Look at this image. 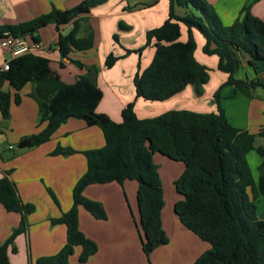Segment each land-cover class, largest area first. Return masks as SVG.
I'll list each match as a JSON object with an SVG mask.
<instances>
[{
    "label": "trees",
    "instance_id": "16d2710c",
    "mask_svg": "<svg viewBox=\"0 0 264 264\" xmlns=\"http://www.w3.org/2000/svg\"><path fill=\"white\" fill-rule=\"evenodd\" d=\"M107 0H84L75 7L51 10L18 25L0 27L11 36H28L37 42L33 34L42 26L53 24L58 31L71 24L66 35H57V48L63 59L73 52H85L94 45L93 35L78 38L79 24L84 15ZM175 7L187 8L184 15H177ZM122 27V26H121ZM186 40L181 41V28ZM193 31L204 39L202 52L216 56L217 70L227 75L223 86H231L230 97L241 93L251 98L255 87L264 89L259 80L249 82L234 78L243 58L253 69L264 65V22L249 12L245 5L239 17L224 26L212 7L204 0H169L167 19L157 28L145 34V43L138 49L125 50L140 57L142 51L152 45L154 54L150 64L142 71L137 64L133 77L135 98L147 101H164L180 93L186 86L194 87L200 96L209 80V69L194 57L196 42ZM117 42V36H113ZM119 58L109 54L104 66L109 69ZM72 62L83 72L73 84L50 95L47 103L30 96L37 104V125L44 127L38 133L22 137L16 151L1 160L15 158L21 151L31 150L49 141L58 127L70 118L79 119L86 126H97L103 134L104 145L100 149L82 152L86 169L71 191V207L57 218L49 219L51 225L65 227V243L52 256L38 258L35 264H84L97 252L94 241L86 238L78 229V208L82 207L94 219L105 220L103 206L86 199L82 191L91 184L125 181L136 183L138 231L141 250L148 259L159 246L168 243L161 225L164 206L158 167L153 156L159 154L183 165L182 173L174 181V190L181 197L173 205L179 223L199 240L209 245L193 264H264V220L258 218V202L264 199V148L255 147L257 138L264 140V129L256 134L233 127L221 106L220 90L213 94L215 113H197L188 110H170L152 118L139 119L129 102L120 113V122H113L107 115L97 113L102 94L95 84L96 67H83ZM8 70H0L1 125L9 119L11 103H20L19 92L28 84L50 75L47 59L27 54L10 59ZM7 84L12 93L3 90ZM13 151V150H12ZM256 152L260 157L257 181L254 182L247 162V155ZM71 149L53 151L52 154L68 156ZM9 172L0 177V204L6 212L20 215V222L10 236L0 245V264H9L7 249L14 250L15 238L28 224L27 216L33 205L23 203ZM57 204L54 195L48 191ZM75 247L80 248L76 263H69Z\"/></svg>",
    "mask_w": 264,
    "mask_h": 264
},
{
    "label": "crops",
    "instance_id": "0c3cea01",
    "mask_svg": "<svg viewBox=\"0 0 264 264\" xmlns=\"http://www.w3.org/2000/svg\"><path fill=\"white\" fill-rule=\"evenodd\" d=\"M82 1L84 0H0V27L28 22L53 9L69 10ZM204 1L212 7L224 26L231 25L245 5H249L251 15L264 22V0ZM168 11L169 0H107L91 8L83 16L85 20L79 24L77 37H85L91 33L93 47L85 52L71 53L68 61L58 52L57 35L68 34L72 25H63L58 31L53 24L40 27L33 36L37 37V42L45 49L33 54L48 60L51 73L44 79L26 84L19 92L20 103H11L9 119L0 128V156L7 157L4 151L12 150L9 147L15 146L22 137L42 130L44 124L37 125V104L30 94L47 103L51 94L73 84L83 70L72 60L79 61L83 67H96L95 84L102 94L96 112L107 115L115 123L120 122L121 110L132 101L133 111L139 119L152 118L170 110L215 113L217 109L213 94L222 87L221 106L229 123L251 134L264 129V89H252L251 98L247 101L242 99L247 96L241 93L230 97L232 87L223 86L227 75L217 70L216 56H208L202 52L204 39L197 31H193L196 42L194 57L209 69V80L203 86L202 94L196 95L194 87L188 85L183 91L164 101L135 98L133 77L137 64L140 71L144 70L152 60L154 48L152 45L146 47L140 57L135 53L126 54L125 50L143 46L146 32L159 27L167 19ZM188 11V7L174 8L177 15H184ZM114 35L117 36V42L113 41ZM180 40H186L184 27L181 28ZM109 54L119 59L107 69L104 61ZM10 59L11 56L0 48V67ZM234 78L247 82L257 79L264 83V65L258 64L253 69L246 63V58H243ZM3 90L13 92L7 84L3 85ZM103 145V134L97 126H86L83 121L70 118L44 144L21 151L10 160L0 158V177L9 172L8 178L15 185L20 200L34 207L33 212L27 216L26 230L14 240L15 251L11 247L7 249L9 264H35L38 258L55 255L63 247L65 227L51 225L49 219L59 217L71 207L72 188L86 169L82 152L100 149ZM259 146L264 148V144H255V147ZM58 148L71 149L74 153L68 156L53 155L52 152ZM167 160L177 165L169 167L163 161L157 162L158 164L155 162L158 174L161 180V165L165 170L170 168L171 182L174 183L182 173L183 165ZM136 187L135 182L125 181L122 185L116 182L91 184L83 189V197L100 203L106 213L105 220H97L82 207L78 208L79 231L97 245V252L84 264H147L148 259L141 250L138 219L135 218V212L138 215ZM48 191L54 195L57 204ZM174 194L175 197L171 198L172 208L181 199L176 192ZM263 211L264 206H258V212ZM19 222V214L6 212L0 204V245ZM161 225L168 236V243L159 246L149 255L152 264H193L209 248L207 243L199 240L179 223L174 212L170 217L168 213L161 211ZM167 232L173 236H169ZM79 253L80 248L75 247L68 259L69 263H76Z\"/></svg>",
    "mask_w": 264,
    "mask_h": 264
},
{
    "label": "rangeland",
    "instance_id": "374dc122",
    "mask_svg": "<svg viewBox=\"0 0 264 264\" xmlns=\"http://www.w3.org/2000/svg\"><path fill=\"white\" fill-rule=\"evenodd\" d=\"M242 97H244V96H242ZM249 98L250 97H247V98L245 97L242 99L247 101ZM2 127H3V125H0V128H2ZM255 144L256 145L264 144V140L257 138L255 141ZM10 149H12L13 151L12 150H5L4 151L6 153V155L12 154L13 152H15L16 151V145L11 147ZM246 159H247V162H248V165L250 168L252 178H253L254 182L256 183V181H257V170H256V168L260 163V157L256 154V152L252 151L247 155ZM161 161H163L166 165H169V167L177 165V164H172L174 162L168 161L165 158H160L159 155H155V162L157 163V162H161ZM180 165H182V164H180ZM169 170H170V168H167V170H165V167L163 165H161V167H160V172H161V180L160 181H161V185H162V192H163L162 195H163V202H164V207H163L162 211H163V213L164 212L168 213V215L171 217L173 215V208L171 207V198L175 197V194H174L175 191H174L173 183L171 182L172 176H171V172H169ZM258 206H260V207L264 206V199H261L258 202ZM261 213H259L258 215H260ZM135 218L138 219V215L136 216V212H135ZM167 234L169 236H173L172 233L170 235V232L169 233L167 232ZM167 238H168V236H167ZM171 238H173V237H171ZM170 240L172 243V239H170ZM147 264H152V260L150 257L148 258Z\"/></svg>",
    "mask_w": 264,
    "mask_h": 264
},
{
    "label": "built area",
    "instance_id": "2783aa9c",
    "mask_svg": "<svg viewBox=\"0 0 264 264\" xmlns=\"http://www.w3.org/2000/svg\"><path fill=\"white\" fill-rule=\"evenodd\" d=\"M0 48L9 54L11 59L45 49L41 43L32 41L28 36H11L8 33H4L0 38ZM8 62L2 64L1 71L8 70Z\"/></svg>",
    "mask_w": 264,
    "mask_h": 264
},
{
    "label": "water",
    "instance_id": "95a60500",
    "mask_svg": "<svg viewBox=\"0 0 264 264\" xmlns=\"http://www.w3.org/2000/svg\"><path fill=\"white\" fill-rule=\"evenodd\" d=\"M66 61H68L67 59H65ZM258 218L260 219V220H264V211L260 214V215H258ZM139 238H140V241H141V237H140V235H139Z\"/></svg>",
    "mask_w": 264,
    "mask_h": 264
}]
</instances>
